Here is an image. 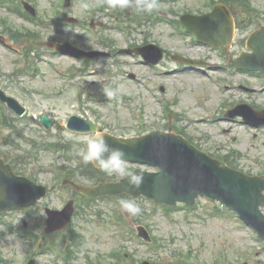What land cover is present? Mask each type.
<instances>
[{
    "label": "rangeland",
    "instance_id": "obj_1",
    "mask_svg": "<svg viewBox=\"0 0 264 264\" xmlns=\"http://www.w3.org/2000/svg\"><path fill=\"white\" fill-rule=\"evenodd\" d=\"M27 1L38 11L39 19L43 24L37 25L26 19L24 14L16 13L14 8L11 9L12 4L7 1L4 6L0 7V22L2 20L7 22L16 28V31L28 32L29 30L30 33L36 32L40 35V46H37L36 54L31 56L34 59L31 61L32 68L37 67L39 73L35 77L23 73L24 66L18 63L19 56L10 52L7 46L0 44V88L6 89L9 94L17 97L34 118L47 115L55 122L63 123L71 114L84 115L93 121L100 120L105 129H109L118 135L127 136L136 134L132 126L141 123V121L147 122V127H157L159 126L157 123L165 115L163 108L156 99L147 97V93L140 82L134 83L124 76L125 71H133L140 79L151 83L152 87L157 88L160 82L167 85L168 94L166 98L169 102L177 105L170 111L181 116L178 118L181 121L178 125L185 127L187 134L198 140L205 152L215 153L218 156L235 152L239 154L236 155V160L244 171L258 175L264 170V130L257 131L240 122H231L224 116H221V120H217L216 123L208 124L205 122V120L219 113V109L216 110V108H219V102L223 99H227V106L246 103L255 106L254 109L257 106L264 107V94L259 92L256 94L244 93L237 89L239 85L258 88L262 84L261 78L243 74L230 76L223 69L211 72L215 77L223 78L222 82L230 87L229 93L223 95L227 92H221L211 79L200 74L176 75L171 78L169 75H165L161 79L149 78L150 70L139 66L135 62V58L130 56L100 60L98 62H103L101 67L98 68L96 66L98 62H96L87 66L85 73L79 74L82 65L73 59L53 55L49 50V45L52 42H75L84 48L105 50L108 47L125 48L130 44H141L146 35L135 32L131 38L129 36L130 41L127 42V34L119 31L117 26L118 24L127 26L130 23L124 16L118 20V13L114 11V8L107 5L106 0H73L71 8L67 10L63 9L60 0ZM184 1L183 4H165L162 9L179 12L180 8L187 7L196 11L201 7L200 3H203V0ZM252 3L258 13L254 17L256 24H258L259 20L261 22L264 20V0H252ZM88 7L93 9L92 18L88 17ZM15 9H20L16 3ZM54 15H64L63 23L58 25L53 19L57 17ZM67 17L76 18L78 24L69 26L66 22ZM91 20H95V24L99 22L104 24L101 30L96 29L100 40L95 39L85 29ZM254 29L251 27L249 30H240L237 35L236 46L241 47L243 41ZM0 31L3 32V28H0ZM146 32H148V28H146ZM153 39L157 41L160 39V43L170 52H178L187 47L186 41L176 37V34L166 23L155 28ZM25 47V42L22 41L10 48L21 53ZM195 52L198 55L210 57V61L213 63L221 64L216 58V54L205 48H197L195 51H188L187 54H194ZM166 66L170 70L173 69L174 65L168 61ZM71 70L74 81L67 82L65 74ZM102 86L115 89L114 97H117L118 104L111 101L103 104L87 102V94L99 96ZM206 88L209 96L201 104L199 98H202L201 92L205 91ZM124 96L126 97L124 98ZM227 96H231V98L228 99ZM166 98L163 96V101L167 100ZM225 110L228 111L229 107H226ZM134 111H137L135 116ZM209 111H212V114ZM223 113L224 111H222ZM95 114H98V117ZM166 123L169 124L168 119ZM20 126L26 128L27 134H33V131L37 130V125L29 119ZM57 127H54L48 138L56 141L60 137L65 140V143L71 142L76 148L82 147V137L72 136L66 131H64V135L58 137ZM36 136L40 137V134H36ZM40 156L38 164L42 167V172L40 171L39 175L35 177L39 183L53 186L55 178L61 176L60 169L68 166L66 158H57L56 154L45 152L41 153ZM74 156L76 155L74 154ZM128 168L134 169L132 165H128ZM142 169L147 170L148 168L142 167ZM110 177L119 178L116 175ZM72 197L73 193L70 189L59 186L37 208L40 221L44 219L43 206L59 210ZM118 201L104 200L93 203L91 204V211L97 212L99 216L90 213L89 221H84L79 217L74 219L70 229L78 231L86 238L88 248L87 254L81 253L77 264H85L87 256L97 259L101 255L122 248H126L133 255V259H128L129 264H137L144 260L157 264H169L174 261L175 264L176 261L186 259L189 254L190 257L185 261L186 264H194V262L205 264H244L245 262L264 264V249H261L259 242L249 239L246 227L240 224L235 216L225 213L212 216L205 213L206 208L212 212L209 207H215L216 203L214 202L200 199L197 201L196 211L186 212L182 208H177L169 215L162 208H155L149 202L141 203L140 208L147 215L144 226H148L150 233L161 241L163 244L161 250L156 247L143 246L139 241L126 234L125 228L110 225L108 219L110 216H115L113 214L115 207L118 208V213L124 214ZM226 211L236 215L231 211ZM94 216L101 220L96 222ZM10 218L12 217H9L8 221ZM127 219L130 222L132 217L129 215ZM36 236L39 238V242H44L42 241L43 234L39 232ZM57 240L61 241L60 238ZM9 241L10 238L7 236V242ZM4 247L3 251L0 249V253L6 252L8 258L12 257L13 252H17L18 256L12 258H17L16 264H25L26 259L33 254L30 253L29 245L24 241L19 245L15 244L13 247L9 244ZM256 251H259L257 256L254 255ZM39 259L41 264H54L58 260L50 254L43 255Z\"/></svg>",
    "mask_w": 264,
    "mask_h": 264
},
{
    "label": "water",
    "instance_id": "obj_2",
    "mask_svg": "<svg viewBox=\"0 0 264 264\" xmlns=\"http://www.w3.org/2000/svg\"><path fill=\"white\" fill-rule=\"evenodd\" d=\"M250 45L257 55L264 54V31L255 35ZM112 142L116 147L124 148V151L127 153V159L147 162L159 166L162 169L160 175L153 176L144 174V180L157 181L161 179L167 181L172 177L174 183H180L176 188L178 190L182 189L181 193L184 195L188 196L193 194V199L198 195L219 199L227 205L240 210L249 221L256 223L264 234V219L255 217L257 207L260 204L264 205V200L262 199L261 201L258 198L263 188L258 191V196L255 194L244 195L238 192H227L235 184L242 183L244 177L210 161L205 156L192 150L183 141L173 136L156 135L154 137H148L138 141V146L136 145L137 142H125L122 140H112ZM127 146H129V150H125ZM221 177L227 178L228 187L224 185L223 189L219 188L216 182L222 180ZM193 181H196L199 185H196ZM24 190L28 189L24 188ZM121 191L129 192L130 190L125 186H112L110 193L116 194ZM86 193L90 196L97 195L95 190H86ZM135 193L141 194L144 192L138 190ZM151 194L160 200L168 201L167 198L160 196L157 192H151ZM29 195L30 192L24 191V198ZM184 201L191 203L189 199H184ZM70 215L71 213L67 212L63 221H69Z\"/></svg>",
    "mask_w": 264,
    "mask_h": 264
},
{
    "label": "clouds",
    "instance_id": "obj_3",
    "mask_svg": "<svg viewBox=\"0 0 264 264\" xmlns=\"http://www.w3.org/2000/svg\"><path fill=\"white\" fill-rule=\"evenodd\" d=\"M110 8H131L137 12L151 13L158 7V0H106ZM103 62H98L101 67ZM101 92L112 98L115 92L108 86H102ZM82 147L75 148L74 154L84 164H92L108 176L116 175L127 182L129 189H140L144 182L142 171H131L127 164V153L121 147L109 143L105 131L95 128L82 135ZM120 208L130 215H138L140 206L134 199H120Z\"/></svg>",
    "mask_w": 264,
    "mask_h": 264
}]
</instances>
